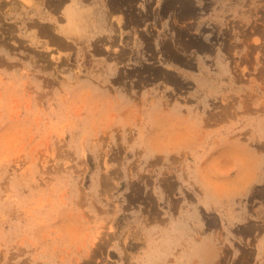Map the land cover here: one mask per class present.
Listing matches in <instances>:
<instances>
[{
	"label": "rangeland",
	"instance_id": "374dc122",
	"mask_svg": "<svg viewBox=\"0 0 264 264\" xmlns=\"http://www.w3.org/2000/svg\"><path fill=\"white\" fill-rule=\"evenodd\" d=\"M38 1L0 0V264H166L165 146L264 140V0H122L135 54L107 84L20 39Z\"/></svg>",
	"mask_w": 264,
	"mask_h": 264
},
{
	"label": "crops",
	"instance_id": "0c3cea01",
	"mask_svg": "<svg viewBox=\"0 0 264 264\" xmlns=\"http://www.w3.org/2000/svg\"><path fill=\"white\" fill-rule=\"evenodd\" d=\"M40 1L32 8L21 3L20 39L62 63L85 64L100 83L116 80L135 54L122 0ZM231 129L224 126L203 142L199 130L187 131L186 141L165 146L166 162L173 165L175 157L182 167L172 170L177 188L163 196L165 226L155 241L161 247L150 249L158 262L264 264V140L237 152L225 135Z\"/></svg>",
	"mask_w": 264,
	"mask_h": 264
}]
</instances>
